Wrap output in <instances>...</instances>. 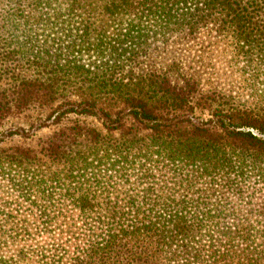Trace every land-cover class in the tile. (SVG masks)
I'll list each match as a JSON object with an SVG mask.
<instances>
[{
    "label": "trees",
    "instance_id": "1",
    "mask_svg": "<svg viewBox=\"0 0 264 264\" xmlns=\"http://www.w3.org/2000/svg\"><path fill=\"white\" fill-rule=\"evenodd\" d=\"M0 264H264V0H0Z\"/></svg>",
    "mask_w": 264,
    "mask_h": 264
},
{
    "label": "rangeland",
    "instance_id": "2",
    "mask_svg": "<svg viewBox=\"0 0 264 264\" xmlns=\"http://www.w3.org/2000/svg\"><path fill=\"white\" fill-rule=\"evenodd\" d=\"M213 35L199 32L197 39L176 41L172 39L169 49L162 53L160 46L155 47L154 55H149L146 62H181L186 67L196 68L204 87L214 86L226 94L242 95L245 88L244 78L238 72V66L232 63L228 49L222 47L224 39H214ZM220 45V46H218ZM157 49V50H156ZM161 50V51H160ZM158 52L160 54L158 55ZM90 61V57L86 58Z\"/></svg>",
    "mask_w": 264,
    "mask_h": 264
}]
</instances>
